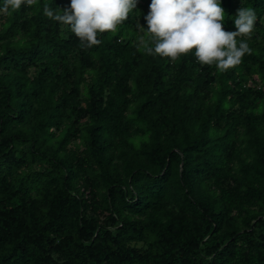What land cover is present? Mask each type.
<instances>
[{
  "label": "trees",
  "instance_id": "trees-1",
  "mask_svg": "<svg viewBox=\"0 0 264 264\" xmlns=\"http://www.w3.org/2000/svg\"><path fill=\"white\" fill-rule=\"evenodd\" d=\"M46 4L0 12V264H264V0L224 72L149 54L151 0L91 48Z\"/></svg>",
  "mask_w": 264,
  "mask_h": 264
},
{
  "label": "clouds",
  "instance_id": "clouds-1",
  "mask_svg": "<svg viewBox=\"0 0 264 264\" xmlns=\"http://www.w3.org/2000/svg\"><path fill=\"white\" fill-rule=\"evenodd\" d=\"M138 0H70V7L56 11L44 5V15L69 26L87 48L101 43L99 34L115 32L128 20ZM37 0H4L0 12L18 11L33 6ZM147 30L138 25L139 44L149 54L176 61L180 56L195 52L197 61L227 71L242 62L251 48L238 37L251 38L257 22L253 8L241 7L234 17L236 31L224 28L225 12L221 0H151L144 17Z\"/></svg>",
  "mask_w": 264,
  "mask_h": 264
}]
</instances>
